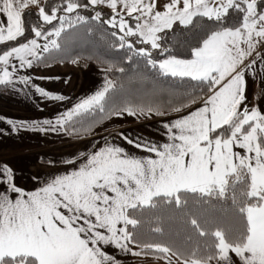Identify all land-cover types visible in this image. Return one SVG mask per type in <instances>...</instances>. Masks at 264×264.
I'll list each match as a JSON object with an SVG mask.
<instances>
[{
	"label": "snow or ice",
	"instance_id": "6c2138e0",
	"mask_svg": "<svg viewBox=\"0 0 264 264\" xmlns=\"http://www.w3.org/2000/svg\"><path fill=\"white\" fill-rule=\"evenodd\" d=\"M0 96V264H264V0H0Z\"/></svg>",
	"mask_w": 264,
	"mask_h": 264
},
{
	"label": "crops",
	"instance_id": "0c3cea01",
	"mask_svg": "<svg viewBox=\"0 0 264 264\" xmlns=\"http://www.w3.org/2000/svg\"><path fill=\"white\" fill-rule=\"evenodd\" d=\"M45 74L70 77V83L67 86L59 81H46L44 82V86L51 90L63 91L65 94H67V89H75L73 91L75 95L88 91L101 79L97 71L93 69L84 67L75 68L71 65H57ZM35 114L37 113L32 103L19 98L0 96V115L27 117L34 116ZM47 114L48 112L43 113V115ZM0 127H6V125L0 124ZM49 140L51 138L46 139L37 133L30 132H22L18 137L0 135V159L13 161L18 167L24 168L28 172H34L38 169L43 170V166L39 160L37 161V158H40L41 155L53 154L55 149L59 147V144L50 146V144L44 143ZM36 142L40 144V147H36Z\"/></svg>",
	"mask_w": 264,
	"mask_h": 264
},
{
	"label": "rangeland",
	"instance_id": "374dc122",
	"mask_svg": "<svg viewBox=\"0 0 264 264\" xmlns=\"http://www.w3.org/2000/svg\"><path fill=\"white\" fill-rule=\"evenodd\" d=\"M58 83V82H57ZM57 83H56V85H57ZM75 89H67V94H69L70 93V95H75V93H73V91H74ZM36 115V114H35ZM45 144H47V145H49L50 144V146H52V145H56V144H58V143H56V142H53L52 140H49V141H47V142H44ZM39 143L38 142H36L35 143V145H36V147H40V144L38 145ZM39 160V162H40V158H37V161ZM36 164V163H35Z\"/></svg>",
	"mask_w": 264,
	"mask_h": 264
}]
</instances>
